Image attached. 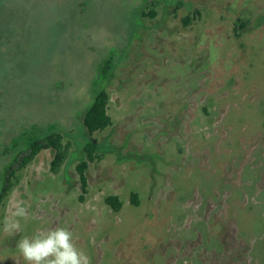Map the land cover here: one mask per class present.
Listing matches in <instances>:
<instances>
[{
	"label": "rangeland",
	"instance_id": "obj_1",
	"mask_svg": "<svg viewBox=\"0 0 264 264\" xmlns=\"http://www.w3.org/2000/svg\"><path fill=\"white\" fill-rule=\"evenodd\" d=\"M104 59L111 124L91 135L100 158L79 201ZM53 122L66 159L52 172L42 149L16 171L0 264H26L18 241L57 226L91 264H264V0H0V186L11 138ZM17 199L29 215L12 235Z\"/></svg>",
	"mask_w": 264,
	"mask_h": 264
},
{
	"label": "trees",
	"instance_id": "obj_2",
	"mask_svg": "<svg viewBox=\"0 0 264 264\" xmlns=\"http://www.w3.org/2000/svg\"><path fill=\"white\" fill-rule=\"evenodd\" d=\"M147 15L154 16V11L150 10ZM111 68V62L108 59L99 62L95 68V75L88 86L87 94L91 97V102L82 115L83 132L85 137H88L82 145L85 159L79 161L75 166L81 192L78 196L79 201L83 200L87 191V162L88 160L100 158L97 152L98 142L91 135L94 132L104 130L111 124V117L108 114L109 97L104 87V84L111 78ZM62 139L63 136L55 122L48 123L44 129L41 126H31L11 138L8 145L10 151L15 152V155L14 159L7 165V174L0 186V202L7 196L16 171L29 163L40 150L50 148L53 151L49 166L50 170L56 172L59 169L68 152V144H63ZM2 153H8L7 147L4 148ZM104 201L114 211H118L122 205L116 195H107ZM131 202L138 203L136 193L131 194Z\"/></svg>",
	"mask_w": 264,
	"mask_h": 264
},
{
	"label": "clouds",
	"instance_id": "obj_3",
	"mask_svg": "<svg viewBox=\"0 0 264 264\" xmlns=\"http://www.w3.org/2000/svg\"><path fill=\"white\" fill-rule=\"evenodd\" d=\"M28 215L24 202L17 199L3 219L4 231L12 235L20 233V221ZM77 239L69 228L57 226L22 237L17 247L26 264H91L88 254L78 247Z\"/></svg>",
	"mask_w": 264,
	"mask_h": 264
}]
</instances>
